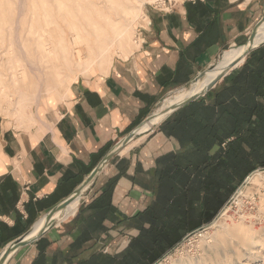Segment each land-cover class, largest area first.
Segmentation results:
<instances>
[{"label":"crops","instance_id":"obj_1","mask_svg":"<svg viewBox=\"0 0 264 264\" xmlns=\"http://www.w3.org/2000/svg\"><path fill=\"white\" fill-rule=\"evenodd\" d=\"M262 11L261 0H197L148 19L140 49L113 60L105 75L80 79L71 89L68 83V98L57 105L50 101L49 107L56 106L36 127L0 131V256L68 197L168 93L189 85L229 46L243 48ZM161 125L110 162L74 217L6 264H90L101 255L121 261L139 236L136 218L154 202L157 161L184 150ZM114 179L109 212L90 209Z\"/></svg>","mask_w":264,"mask_h":264},{"label":"rangeland","instance_id":"obj_2","mask_svg":"<svg viewBox=\"0 0 264 264\" xmlns=\"http://www.w3.org/2000/svg\"><path fill=\"white\" fill-rule=\"evenodd\" d=\"M18 1L20 3H18ZM169 1L177 2V5L174 6L171 12L173 13L181 4L195 2L197 0H151L149 2H145L142 8V15L130 30V41L128 43L129 47L127 49L131 52L122 53L117 49V45H114L110 51V55L113 57L114 62L121 58L126 59L134 51L140 49L141 37L144 36L145 32L150 26V22L148 25H146L143 24L141 20L148 18L149 21H152L154 18L171 14L164 11L165 3H169ZM100 3L101 5L98 8H93L91 5ZM124 3V0H116L114 4H112V2L105 4L102 0H0V53L3 55L0 57V63L2 64V67L0 66V74L2 75H0V78L1 81L4 80L2 82L0 81V131L8 129L15 131H25L36 127L41 120L46 119L47 114L52 108L68 98L65 97L68 89V85L65 89L66 84L69 83L71 89V87L75 83L79 82L80 79H88L97 74L105 75L108 72L112 62L109 64H96L94 67H92V69L95 68L94 72H91L92 69L84 71L85 67L83 64H81L82 67L80 68L78 63H84L90 59L88 51V45L90 41H95L96 37L104 34V31L112 33L111 26L106 22H103L101 16L98 15L100 9H102L112 19L119 21V23H123L125 15L122 5H124ZM261 3L263 4V11L261 14L263 16L264 0H261ZM62 5L63 7H61ZM64 5L66 7L65 9ZM75 7L77 8L78 12H76ZM57 8H60V11H57ZM42 9L46 11L44 13L45 17L43 16L44 11ZM41 11L43 15L40 14ZM73 14L74 17L72 16ZM81 14L82 18L87 16V14L89 17L93 16L94 18L85 22V20L81 18ZM50 17L51 19H49ZM47 18L48 20H46ZM64 18L67 20L65 21ZM47 24H50V26ZM121 25L124 26L125 24H120L119 26ZM119 26H117V28ZM60 28L61 30L65 31V35L60 36ZM72 28H75L74 31H72ZM71 31L74 32V34ZM46 34L48 35L46 36ZM43 36H45V40H43ZM112 36L114 37V34H112ZM54 45L57 48L56 50L52 47ZM67 47H69V51L72 54L68 56V63L71 64V69L57 64L61 61V57L56 56V54L58 55V53H62ZM239 47L242 46H229L227 50L221 52L222 58H227L230 52L237 50ZM103 49V46L99 47L100 51H98V47L96 48L97 55L96 57L94 56L96 61L99 59L105 60L111 57L110 55L106 57L101 56ZM219 58L220 56L212 65H215ZM11 61L12 63H9ZM4 62L5 64H7L6 62L9 64L4 66ZM19 66L20 68H18ZM10 67H13L12 69L17 67L18 72L17 69L15 72L14 70H11ZM31 67L33 68L31 69ZM210 67L203 70L201 73L207 72ZM10 71L16 73V79L18 76H20L17 80H20L22 83H20V81V84L17 83L18 81H14V78L12 82ZM26 72H28L29 75H27ZM28 77H30V79ZM72 78H75L76 80H71ZM210 78L211 76L209 79ZM62 79L64 83L62 82ZM37 80L39 81L37 82ZM26 83H32V85L38 83V86L35 85L37 89L35 86H31L32 88H30V92H27L25 89H23L26 88ZM193 83L194 80L189 85L168 93L164 99L171 97L178 90H190ZM19 87H22L20 88V91H18ZM33 88L35 91L32 90ZM23 90L24 92L26 91V94L22 92ZM31 90L32 93H36H33L34 96L36 95L33 98H30L29 96L31 95ZM21 97L23 98V101L18 105V100ZM56 100L57 103L55 106L49 107L47 105L50 104V101L56 102ZM23 110L25 111L26 116L22 118L21 113ZM39 116H42V118L39 119ZM258 169H264V167L257 168L256 170ZM261 173H264V171ZM242 183L237 187V189L242 185ZM235 192L227 198L219 212L210 222L203 224L198 229L193 230L184 236L180 242L175 244L170 249L172 250L180 243V245L176 247V250L169 254V256H167L160 264H172L174 262L183 261L186 259L197 260L198 258L199 261L204 259L205 264H264V181L250 183L249 180V182L241 191V194L238 195L239 197L237 196L229 203L228 208L225 210L228 211V219L231 224L227 223L226 225L225 222L223 223L226 225L225 226L223 224L215 225L214 223L209 227H205L218 216ZM243 192L244 195L241 196ZM89 193L90 191L87 192L82 198L80 206L82 202L86 201L87 198L85 197H87ZM228 225H230L232 229L241 228L243 233H255L257 237L260 238V243L254 247L253 251H249V247H244L236 238L229 234L230 228H228ZM220 232L225 234L223 238L225 247H214L216 235ZM190 234L192 235L185 239ZM170 250H168L166 253H168ZM153 264H155V262Z\"/></svg>","mask_w":264,"mask_h":264},{"label":"trees","instance_id":"obj_3","mask_svg":"<svg viewBox=\"0 0 264 264\" xmlns=\"http://www.w3.org/2000/svg\"><path fill=\"white\" fill-rule=\"evenodd\" d=\"M161 129L184 150L157 161L154 202L136 218L139 236L121 261L101 255L90 264H153L210 222L245 178L264 167V45ZM116 181L90 209L109 212Z\"/></svg>","mask_w":264,"mask_h":264},{"label":"bare ground","instance_id":"obj_4","mask_svg":"<svg viewBox=\"0 0 264 264\" xmlns=\"http://www.w3.org/2000/svg\"><path fill=\"white\" fill-rule=\"evenodd\" d=\"M50 1V0H49ZM55 1V0H54ZM105 4H109V3H111L112 2V4H114V2L116 1V0H102ZM125 1V3H124V5H122L123 7H122V9L124 8V21H123V23H119V21H116V20H114V19H112L109 15H107L102 9H100V11H99V13H98V15H100L101 16V18H102V20H103V22H106L108 25H110L111 26V29H112V33H108L107 31H104V34L103 35H99L98 37H96V39H95V41H90L89 42V45H88V51H89V55H90V59L89 60H87V61H85L84 63H78V66H80V68L82 67L81 66V64H83V66L85 67V70L84 71H88V70H90V69H92V67H94L96 64H98V63H101V64H103V63H106V64H109L110 62H112L113 61V57L110 55L111 53H110V51H111V49H112V47L114 46V45H117V49L118 50H120L122 53H130L131 51L129 50L128 51V47H129V41H130V30H131V28L134 26V24L139 20V18H140V16L142 15V8H143V4L145 3V2H149V1H151V0H124ZM18 3H20L19 1H18ZM51 3V2H50ZM53 3H55V2H53ZM52 3V4H53ZM72 3H73V1H72ZM77 3V2H76ZM76 3H75V5H76ZM102 3V2H101ZM101 3L100 4H91L92 6H93V8H98L100 5H101ZM45 5V4H44ZM81 5V4H80ZM19 6L21 7V5L19 4ZM46 6V5H45ZM19 7V8H20ZM51 7V6H50ZM61 7H63V5L61 6ZM66 7H65V5H64V9H65ZM76 8V7H75ZM51 9V8H50ZM60 9V8H59ZM58 8H57V11L59 10ZM113 9V8H112ZM43 10V9H42ZM119 10H120V7H119ZM44 12H43V14L46 12L45 10H43ZM60 11V10H59ZM76 12H78V10H77V8H76ZM51 13V12H50ZM58 13V12H57ZM82 13V12H81ZM40 14H42V11H41V13ZM42 14V15H43ZM78 14V13H77ZM34 15H35V13H34ZM36 16V15H35ZM34 16V17H35ZM44 17H45V14L43 15ZM51 16V15H50ZM61 16H62V14H61ZM73 17H74V14L72 15ZM52 17V16H51ZM51 17L49 18V19H51ZM76 17V16H75ZM99 17V16H98ZM53 18V17H52ZM81 18H82V14H81ZM94 17L93 16H88V14H87V16H84L82 19H84L85 20V22H87V20H92ZM75 19V18H74ZM46 20H48V18L46 19ZM64 20L66 21L67 19L66 18H64ZM83 20V21H84ZM141 20V19H140ZM142 21V23L143 24H147V22H148V18H146V19H142L141 20ZM44 22V21H43ZM48 22V21H47ZM49 23V22H48ZM86 24V23H85ZM120 24H125L124 26H119ZM47 25H49L50 26V24H47ZM52 25V24H51ZM90 25V24H89ZM88 25V26H89ZM44 26V25H43ZM75 26V25H74ZM117 26H119L118 28H120V27H122V28H120V29H118L117 28ZM69 27H71V26H69ZM73 27V26H72ZM87 27V26H86ZM48 28V27H47ZM76 28V27H75ZM75 28H72V31H74V29ZM77 29V28H76ZM79 29V28H78ZM90 29V28H89ZM92 29H94V28H92ZM91 29V30H92ZM100 29V28H99ZM118 29V30H117ZM60 30H61V28H60ZM70 30H71V28H70ZM102 30V29H101ZM105 30V29H104ZM48 31V30H47ZM46 31V32H47ZM50 31V30H49ZM71 31V32H72ZM85 31V30H84ZM111 31V30H110ZM15 33V32H14ZM48 33H51V32H48ZM55 33H56V31H55ZM73 34H74V32H72ZM84 34H86V33H84ZM112 34H114V37L112 36ZM48 34H46V36H47ZM49 35H51V34H49ZM63 36V35H65V31L64 30H61V33H60V36ZM81 35V34H80ZM41 36V35H40ZM87 36V35H86ZM94 36V35H93ZM37 37V36H36ZM44 37L45 36H43L42 38H43V40H45L44 39ZM59 37V36H58ZM57 37V38H58ZM111 37H113V38H111ZM11 38V37H10ZM56 38V37H55ZM38 39V38H37ZM35 40H36V38H35ZM88 40V39H87ZM42 41V40H41ZM47 41V40H46ZM59 41V40H58ZM264 41V24L261 26V28H260V30H259V33H258V36H257V39H256V44H261L262 42ZM43 43V42H42ZM44 43H46V42H44ZM51 43H52V41H51ZM54 43V42H53ZM56 43V42H55ZM51 45V44H50ZM43 46V45H42ZM41 46V47H42ZM104 47V49H103V51L101 52V56H111L110 58H107V59H105V60H102V59H99L98 61H96L95 59H94V56L96 57V55H97V53H96V48L98 47V51H100L99 50V47ZM55 50L57 49L56 48V46L54 45V46H52ZM53 49V50H54ZM43 50H44V48H43ZM45 51V50H44ZM245 51V47H243V48H239V49H237V50H235V51H233V52H230L229 54H228V57L227 58H225V59H223L222 58V54L220 55V58H219V60H218V62L211 68V69H209L207 72H206V75H205V77H204V79H202V80H199V81H197V82H194L193 83V85H192V88L190 89V90H187V89H182V90H178L176 93H174L171 97H168V98H166V99H164V101H163V103H162V105L160 106V108L158 109V111H157V113H158V115L157 116H159L163 111H165V110H167L168 108H170L171 106H173V105H175V104H177V103H180V102H182V101H184V100H186V99H188V98H191V97H193V96H196L197 94H199L206 86H207V84L211 81V80H213L216 76H218L221 72H222V70L223 69H225L226 67H228L231 63H233L235 60H237L242 54H243V52ZM118 52V51H117ZM99 53V52H98ZM46 55V54H45ZM70 55H72L71 53H70V51H69V47H67L66 49H64L63 50V52L62 53H58V55L56 54V56H60L61 57V61L60 62H58L57 64L58 65H61L62 67H66V68H70L71 69V64H69L68 63V56H70ZM3 55H2V53H0V57H2ZM55 56V57H56ZM47 58V57H46ZM71 60V59H70ZM9 61V60H8ZM72 61V60H71ZM7 64H5V62H4V66H6V65H8L9 63H12V61L11 62H6ZM50 64V63H49ZM2 64L0 63V66H1ZM11 65H13V64H11ZM11 65H9V66H11ZM3 66V67H4ZM240 66H242V63H241V65H239V67ZM2 67V66H1ZM13 67H15V66H13ZM13 67H10V69L11 70H16L17 69V67L16 68H14V69H12ZM238 67V68H239ZM5 68V67H4ZM18 68H20V66L18 67ZM23 68V67H22ZM28 68H29V66H28ZM33 67H31V69H32ZM1 69V68H0ZM26 69V68H25ZM84 69V68H83ZM30 71H32V70H30ZM16 72V71H15ZM17 72H18V69H17ZM10 73H11V76H12V82H13V80L14 81H16L17 79H18V77H20V76H16L17 77V79L15 78V74L16 73H14V72H11L10 71ZM27 73V75H29L28 74V72H26ZM39 73V72H38ZM14 76H13V75ZM19 74V73H18ZM17 74V75H18ZM213 74V75H212ZM1 75V74H0ZM4 75V74H3ZM20 75V74H19ZM2 76V75H1ZM211 76V78L209 79V77ZM31 77V76H30ZM30 77H28L29 79H30ZM9 78H10V76H9ZM8 78V79H9ZM14 78V79H13ZM41 78V77H40ZM20 79V78H19ZM64 79V78H63ZM63 79H62V82H63ZM11 80V79H10ZM40 80V79H39ZM39 80H37V82L39 81ZM0 81H1V78H0ZM2 81H4V80H2ZM1 81V82H2ZM18 81V82H17ZM16 82L17 83H19V81L20 80H17ZM0 82V83H1ZM11 82V83H12ZM29 82H30V80H29ZM15 83V82H14ZM16 83V84H17ZM20 83H22L21 81H20ZM19 83V84H20ZM28 83V82H27ZM26 83V84H27ZM64 83V82H63ZM25 85V84H24ZM35 85H37L38 86V83L36 84L35 83ZM35 85H32V83H30V84H27L26 85V88H23V89H25L27 92H30V88H32L31 86H35ZM20 86V85H19ZM66 86H67V84L65 85V89H66ZM36 87V86H35ZM62 87V86H61ZM20 88H22V87H19V89H18V91H20ZM36 89H37V87H36ZM11 90V89H10ZM32 90H34V88L32 89ZM32 90H31V95H29L30 96V98H33V97H35L34 95H33V93H35V92H33L32 93ZM25 91V92H26ZM35 91V90H34ZM59 91V90H58ZM22 92H24V90L22 91ZM21 92V93H22ZM24 92V94H26ZM54 92V91H53ZM20 93V94H21ZM19 94V93H18ZM29 94V93H28ZM27 94V95H28ZM36 94V93H35ZM27 95H25V96H27ZM4 96V95H3ZM24 97V96H23ZM23 98L21 97L19 100H18V105L20 104V102H22L23 100H22ZM28 107V106H27ZM24 110H25V108H24ZM22 111V118L23 117H25L26 116V114H25V111ZM161 117H158L157 119H155L154 121H152V122H150V123H148L147 125H145V127L143 128V132H145V130L147 131V130H149L150 128H152V126H154V125H156V124H159L161 121ZM257 181H264V173H258V174H255L251 179H250V183H254V182H257ZM241 194V193H240ZM244 195V192L242 193V195L241 196H243ZM239 197V196H238ZM82 198L83 197H80V198H77V199H75L70 205H69V207L64 211V212H62L61 214H59L56 218H55V220L57 221V225L58 224H60L61 222H63V221H66L67 219H69V218H71V217H74L75 215H76V213H77V211H78V209H79V206H80V203H81V200H82ZM86 198V197H85ZM88 199V198H87ZM83 203V202H82ZM45 216L46 215H44L43 217H41V219L38 221V223L35 225V227L33 228V230L31 231V235H34V234H36L41 228H42V226H43V224H44V219H45ZM226 222V223H225ZM223 223H225L226 225H227V223H229V224H231L230 222H229V219H228V211L227 210H225V212L223 213V215L217 220V222H215V225H218V224H220V225H222ZM225 224H223V225H225ZM225 225V226H226ZM59 226V225H58ZM230 225H228V228H230L229 230H230V235L232 236V237H234V238H236L244 247H249L250 248V250L249 251H253V249H254V247L258 244V243H260V238H258L257 237V235L255 234V233H248V232H244L243 233V230L241 229V228H231V226L229 227ZM219 227H221V226H219ZM224 236H225V234L223 233V232H220V233H217V235H216V239H215V243H214V247H225V245H224V243H223V238H224ZM7 248V247H6ZM230 252H232V251H230ZM255 252V251H254ZM3 253V252H2ZM254 254V253H253ZM172 264H205V260L204 259H202V260H200L199 261V258L197 259V260H190V259H186V260H183V261H178V262H174V263H172Z\"/></svg>","mask_w":264,"mask_h":264},{"label":"water","instance_id":"obj_5","mask_svg":"<svg viewBox=\"0 0 264 264\" xmlns=\"http://www.w3.org/2000/svg\"><path fill=\"white\" fill-rule=\"evenodd\" d=\"M264 24V15L262 18L255 24L251 35L246 42V44L243 46L245 47V51L243 54L235 60L233 63H231L228 67L222 70V72L216 76L213 80H211L207 86L196 96H193L191 98H188L180 103H177L167 110L163 111L159 116L157 111L162 105L164 100H161L154 112H152L143 122H141L137 127H135L128 135H126L115 147H113L97 164V166L93 169V171L85 178V180L63 201H61L59 204H57L46 216L44 219V224L42 228L34 235H31L32 229L26 233L25 235L21 236L19 239L15 240L11 244L7 246V248L4 250V252L0 256V264H6L9 258L18 250L25 248L27 246H30L36 242H38L40 239H42L56 224L57 221L55 218L64 212L69 205L77 198L84 197L85 194L91 189V187L94 185L96 179L98 176L102 173V171L110 164L111 161H113L117 156H119L122 151L138 136L143 135L151 130H153L156 126L163 123L167 118H169L173 113L176 111L184 108L187 105H190L197 100L205 97L209 92L214 90L218 84H220L226 77H228L234 70L238 69L239 65H242L245 63L247 57L264 45V41L261 44H256V39L259 33V30L261 26ZM212 65L210 69L213 67ZM206 75V72H203L197 76V78L194 80V82H197L199 80H202ZM158 117H161V122L159 124H156L152 126L149 130L143 132V128L148 123L154 121ZM264 169H258L251 173L245 181L242 183V185L237 189L235 194L231 197L230 201L226 204V206L223 208V210L218 214V216L208 225L205 227H209L213 225L215 222H217L218 218L221 216L223 211L228 208L229 203L235 199L243 190L245 185L249 182V180L257 173L263 172ZM193 234V233H192ZM188 235L185 239H187ZM184 239V240H185ZM183 240V241H184ZM180 243L176 246L178 247ZM176 247H174L172 250H170L168 253H166L161 259L155 262V264H160L169 254L174 252L176 250Z\"/></svg>","mask_w":264,"mask_h":264},{"label":"built area","instance_id":"obj_6","mask_svg":"<svg viewBox=\"0 0 264 264\" xmlns=\"http://www.w3.org/2000/svg\"><path fill=\"white\" fill-rule=\"evenodd\" d=\"M192 1H195V0H192ZM175 5H177V2L169 1V3H165L164 11L167 13L168 12L171 13Z\"/></svg>","mask_w":264,"mask_h":264}]
</instances>
